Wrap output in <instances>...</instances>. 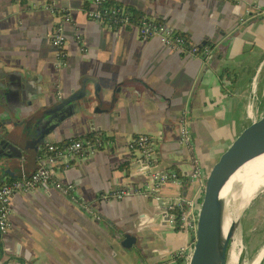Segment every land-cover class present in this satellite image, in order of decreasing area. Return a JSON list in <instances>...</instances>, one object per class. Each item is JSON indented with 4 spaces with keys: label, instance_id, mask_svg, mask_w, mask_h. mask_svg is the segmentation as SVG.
I'll return each mask as SVG.
<instances>
[{
    "label": "crops",
    "instance_id": "0c3cea01",
    "mask_svg": "<svg viewBox=\"0 0 264 264\" xmlns=\"http://www.w3.org/2000/svg\"><path fill=\"white\" fill-rule=\"evenodd\" d=\"M116 1L161 18L195 43L208 41L211 52L202 60L142 38L133 27L112 29L93 21L83 6L90 0H0L3 55L43 79L55 77L67 88L85 83L90 91L86 118L64 122L62 132L83 135L92 120L111 141L68 169H56V177L73 190L43 185L12 197L0 264H186L177 254L185 236L166 221L160 200L143 194L101 198L111 190L149 185L146 164L129 148L130 137L153 136V170L177 172L182 185L165 184L164 199L190 196L193 168L250 122L246 105L253 95L256 114L264 113V16H255L264 0ZM60 15L70 18L63 23L62 69L58 49L49 42ZM223 70L228 74L221 77ZM130 79L135 81L121 90L117 113L105 115L100 102ZM183 114L191 149L178 143ZM33 160L23 165L27 173L38 167V158ZM125 161L128 168L122 170Z\"/></svg>",
    "mask_w": 264,
    "mask_h": 264
},
{
    "label": "built area",
    "instance_id": "2783aa9c",
    "mask_svg": "<svg viewBox=\"0 0 264 264\" xmlns=\"http://www.w3.org/2000/svg\"><path fill=\"white\" fill-rule=\"evenodd\" d=\"M105 0H90L88 8L85 9L87 17L93 21L102 23L107 27L112 25H119L120 27H133L138 35L142 38H155L160 43L171 49L183 52L187 55H199L201 53L209 54L211 52L209 45H204L201 48L196 46L187 47V41L181 36L175 29L170 27L167 23L156 22L153 17L146 16L140 23L128 24L127 20H117L116 18L105 21V15L108 12L116 13L121 11V8L115 9L103 8V11L98 7ZM238 3L240 0H228ZM264 16V6H256L255 16ZM60 22L56 23L54 28L49 34L51 43L58 49L57 60L58 65H62L65 59L64 44L65 35L63 32V23L69 22L68 15H60ZM244 22V19H240ZM78 38V37H77ZM79 39V38H78ZM80 40V39H79ZM258 99L255 95L251 97L250 101L246 105L247 117L253 119L257 116L256 108ZM185 114L182 115L179 121V137L178 143L184 147L191 149V135L188 128V122L185 119ZM111 145V141L103 140L101 138H79L72 139L62 145L48 144L45 146L43 153L38 159V167L31 173H27L24 166L21 165L18 175L13 179L4 180L0 183V234H5L10 226V201L16 193L28 194L32 193L38 187L43 185H51L54 188L68 192L74 189L72 183H63L56 177V169L64 168L68 169L72 166L73 161H78L93 152L95 149L107 147ZM154 146L155 140L153 136L145 133H138L132 135L129 140V148L138 153L141 157L140 160L146 164L148 169L147 176L149 178V185L144 189H140L134 186H129L125 189H115L107 193H103L101 198L105 200H120L124 197L131 196L133 194H143L146 197H150L155 200H161L166 198L161 192L162 187L165 184L182 185V182L176 171H164L157 172L153 170L154 164ZM201 175V164L196 165L189 178L190 183L196 187ZM170 203L163 207V215L167 217V221L173 227H177L184 236L185 241L178 250V255L183 258L186 264L189 261L193 246L195 242V236L192 233L191 225V195H182L177 193L170 198H167Z\"/></svg>",
    "mask_w": 264,
    "mask_h": 264
},
{
    "label": "flooded vegetation",
    "instance_id": "af4514ba",
    "mask_svg": "<svg viewBox=\"0 0 264 264\" xmlns=\"http://www.w3.org/2000/svg\"><path fill=\"white\" fill-rule=\"evenodd\" d=\"M64 64L65 59L57 67L62 69ZM78 88L80 84L76 88L61 86L55 77L43 79L39 73L11 61L0 48V183L18 174L27 161L24 149H31L30 142L42 144L38 147L39 159L46 145L77 137L72 132L66 136L62 124L86 118V106L92 98L86 88L82 97L72 99ZM109 105L114 103L107 100L103 107ZM111 112L117 113L116 107ZM90 132L87 129L83 135Z\"/></svg>",
    "mask_w": 264,
    "mask_h": 264
},
{
    "label": "water",
    "instance_id": "95a60500",
    "mask_svg": "<svg viewBox=\"0 0 264 264\" xmlns=\"http://www.w3.org/2000/svg\"><path fill=\"white\" fill-rule=\"evenodd\" d=\"M198 56L202 60L208 58L205 53ZM134 81V79H130L119 84L117 91H112L110 97L106 98L110 100L111 104L114 103L113 106L116 107V111L121 99V93L117 95L116 92L119 93L121 90L126 89ZM86 88V84L81 83L80 88L75 91L78 94L73 96L72 99L82 97L86 92ZM43 89L45 90V88ZM96 89L97 87L94 86L95 91ZM128 95L129 92L126 96ZM106 102V100H103L100 103L104 104ZM113 106L109 105V108H104L103 112L105 111L106 115L112 113ZM89 125L90 131L93 132L95 128L92 120H89ZM96 130L100 131L101 128L97 127ZM28 145L31 149H24L27 158L37 159L38 147L42 144L30 142ZM31 152L33 153L31 154ZM262 154H264V113L250 119L246 126L201 164L200 180L191 194V229L195 236V242L187 264H226L225 254L227 248L221 252L219 251L211 229L207 224V217L222 204L220 192L231 177L246 163ZM236 186H238L237 183H234L233 187ZM169 203L170 201L164 198L159 201V204L163 207ZM164 218L167 221V217L164 216ZM125 242L127 243V241Z\"/></svg>",
    "mask_w": 264,
    "mask_h": 264
},
{
    "label": "bare ground",
    "instance_id": "6f19581e",
    "mask_svg": "<svg viewBox=\"0 0 264 264\" xmlns=\"http://www.w3.org/2000/svg\"><path fill=\"white\" fill-rule=\"evenodd\" d=\"M234 183H237L238 186L233 187ZM263 187L264 154L241 167L223 187L220 192L222 204L207 217V224L220 252L226 248L227 240H229L228 245L231 246V249L235 250L237 247V232L243 213L240 211H242V207L245 209L249 206L257 192ZM229 211L233 214V220L229 216ZM228 220H230V226L226 229L229 224ZM263 254L264 248L248 264H259Z\"/></svg>",
    "mask_w": 264,
    "mask_h": 264
},
{
    "label": "rangeland",
    "instance_id": "374dc122",
    "mask_svg": "<svg viewBox=\"0 0 264 264\" xmlns=\"http://www.w3.org/2000/svg\"><path fill=\"white\" fill-rule=\"evenodd\" d=\"M261 75L264 80L263 70ZM243 209L242 207V211H240L243 213L237 232L238 245L235 250L228 245L225 254L226 264H248L264 248V187L257 192L249 206L244 211ZM229 216L233 220L231 211H229ZM227 222L230 226V220ZM259 264H262V260Z\"/></svg>",
    "mask_w": 264,
    "mask_h": 264
},
{
    "label": "trees",
    "instance_id": "16d2710c",
    "mask_svg": "<svg viewBox=\"0 0 264 264\" xmlns=\"http://www.w3.org/2000/svg\"><path fill=\"white\" fill-rule=\"evenodd\" d=\"M84 9L88 8L87 6V3H85L84 5ZM116 7H119L121 8V11L119 12H116V13H111V12H108L107 15H105V21H108L110 22L109 20V16L108 15H112V17L110 19H114L116 18L117 20H127L128 24H137V23H140L141 20L144 18V17H148V15L144 14L142 11H140L139 9L135 8L134 6L132 5H129V4H123L121 2H118L116 0H105L98 8L100 10L103 11V8H106V9H115ZM154 20L156 22H161V23H164L162 20H160V18H154ZM119 25H112V29H116L118 28ZM178 33L183 36L185 38V40L187 41V47H191V46H196L197 48H201L202 46L204 45H209L211 46V43H209L208 41H204V42H199V43H195L191 40V38L189 36H187L185 33H182V32H179ZM226 74H228V72L226 70H223L222 73H221V77L223 76H227ZM83 137H86V138H90V139H94V138H101L103 140H110V137H106L104 135V132L101 130V131H93V132H90L86 135H83V136H77V137H73L72 139H79V138H83ZM70 139V140H72ZM70 140H63V141H60V142H55V143H52L54 145H62L64 143H67L69 142ZM120 169L122 170H127L128 168V161H125L123 162L120 166H119ZM229 224H227V228H228ZM177 229V227H175ZM226 228V229H227ZM228 244H229V240H227V243H226V248L228 247ZM175 260L177 263H180L182 262V258L181 257H177L175 256ZM264 258V256H263ZM263 258H262V261H263Z\"/></svg>",
    "mask_w": 264,
    "mask_h": 264
}]
</instances>
